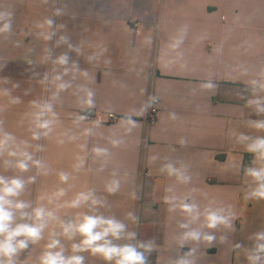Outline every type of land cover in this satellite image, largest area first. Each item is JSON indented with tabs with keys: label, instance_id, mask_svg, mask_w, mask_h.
I'll list each match as a JSON object with an SVG mask.
<instances>
[{
	"label": "crops",
	"instance_id": "crops-1",
	"mask_svg": "<svg viewBox=\"0 0 264 264\" xmlns=\"http://www.w3.org/2000/svg\"><path fill=\"white\" fill-rule=\"evenodd\" d=\"M0 14V176L24 181L13 199L25 211L54 213L16 264H39L51 233L83 214L125 223L136 238L114 242L149 245L147 264H235L249 180L239 137L259 131L248 101L264 97V0H0ZM88 192L104 201L95 213L67 206ZM209 212L227 222L207 227ZM56 238L66 256L82 239Z\"/></svg>",
	"mask_w": 264,
	"mask_h": 264
},
{
	"label": "clouds",
	"instance_id": "clouds-1",
	"mask_svg": "<svg viewBox=\"0 0 264 264\" xmlns=\"http://www.w3.org/2000/svg\"><path fill=\"white\" fill-rule=\"evenodd\" d=\"M3 19V14H0ZM51 24V21H48ZM9 25L5 23L0 31H7ZM65 62V57L60 58V63ZM249 105L256 106L257 114H264V101L260 99L248 101ZM42 115V113L40 114ZM39 128H48L49 122L43 121L37 125ZM251 126L264 130V120L252 121ZM34 139L39 138V134H34ZM241 141H246V150L254 154L255 160L260 162L259 167H249L245 170L246 175L252 178L255 187L248 193L249 198L264 199V137H251L241 135ZM6 141H0V150ZM15 155V153H11ZM26 160L31 156L24 154ZM26 160H20L16 167L21 171H27L28 164ZM39 167L40 162L35 161ZM170 174L175 171L171 165H167ZM34 178H29V182ZM61 179H66L62 175ZM118 185L114 184L107 190L109 193L116 191ZM24 189V181L19 178H7L0 176V264H16L14 259L18 253L27 249L29 244H35L42 239V233L47 227V218H54V213L46 211L42 207L32 209L31 212L25 211L30 204L13 199L20 196ZM58 195H63L60 190ZM91 202L89 207L95 213L96 206H104V201L96 198L93 193H79L75 199L68 203V207L80 208L83 204ZM185 211H191L189 205H184ZM129 217L136 219L134 214L129 213ZM206 224L209 228H215L218 224H225L226 218L217 212H209L206 217ZM28 221H31L29 223ZM62 232L51 233L49 243L45 246L46 250L39 257V264H85V257L79 255L82 252H90L92 255H98L104 261L114 262V264H147V258L139 249H147L149 245L144 243H124L117 244L114 241L125 239L128 241L136 238L134 231H128L127 225L116 219L114 216H105L103 214H83L75 221L61 222ZM57 235H63L69 240H73L77 235L82 237L79 243L71 244V255H65V248L61 241L56 238ZM192 238H198L196 232L190 233ZM205 239L211 241L212 236H206ZM258 240H264V234L257 237ZM257 252H264V244L257 245ZM253 264H257L261 258L259 256H250Z\"/></svg>",
	"mask_w": 264,
	"mask_h": 264
},
{
	"label": "rangeland",
	"instance_id": "rangeland-1",
	"mask_svg": "<svg viewBox=\"0 0 264 264\" xmlns=\"http://www.w3.org/2000/svg\"><path fill=\"white\" fill-rule=\"evenodd\" d=\"M261 101H264L262 95ZM261 106H264L262 104ZM256 109V106H255ZM256 112V111H255ZM260 120H264V114H259ZM251 135L255 137H264V130L253 131ZM260 162L256 161L254 167H259ZM255 187L252 178L249 177L247 186L245 187V195L243 199L244 209L240 211V223L243 225L242 245L244 251L240 253V257H236L235 264H253L249 259L250 256H259L261 259L257 264H264V252H257L256 248L259 244H264V240H258L257 237L264 234V199L249 198L248 193Z\"/></svg>",
	"mask_w": 264,
	"mask_h": 264
},
{
	"label": "built area",
	"instance_id": "built-area-1",
	"mask_svg": "<svg viewBox=\"0 0 264 264\" xmlns=\"http://www.w3.org/2000/svg\"><path fill=\"white\" fill-rule=\"evenodd\" d=\"M159 103L160 100L158 97H153L152 101H151V106H150V110L147 116V121L149 124H152L156 121V118L158 116L159 113ZM96 119L98 122H102L103 118L101 116H96ZM109 119H114L113 115H109Z\"/></svg>",
	"mask_w": 264,
	"mask_h": 264
},
{
	"label": "trees",
	"instance_id": "trees-1",
	"mask_svg": "<svg viewBox=\"0 0 264 264\" xmlns=\"http://www.w3.org/2000/svg\"><path fill=\"white\" fill-rule=\"evenodd\" d=\"M253 164V154L251 153H246L244 155V162H243V167L242 171L245 173V170L249 167H251Z\"/></svg>",
	"mask_w": 264,
	"mask_h": 264
}]
</instances>
